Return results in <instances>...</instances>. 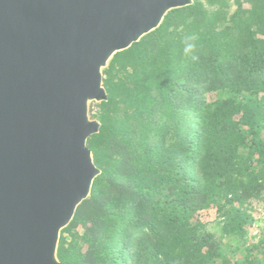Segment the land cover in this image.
Masks as SVG:
<instances>
[{"label":"trees","instance_id":"trees-1","mask_svg":"<svg viewBox=\"0 0 264 264\" xmlns=\"http://www.w3.org/2000/svg\"><path fill=\"white\" fill-rule=\"evenodd\" d=\"M103 76L86 144L101 174L60 233L59 261L264 264L247 213L264 202V0H194Z\"/></svg>","mask_w":264,"mask_h":264},{"label":"water","instance_id":"water-1","mask_svg":"<svg viewBox=\"0 0 264 264\" xmlns=\"http://www.w3.org/2000/svg\"><path fill=\"white\" fill-rule=\"evenodd\" d=\"M194 0H0V264H63L60 233L101 174L91 107L118 53Z\"/></svg>","mask_w":264,"mask_h":264},{"label":"rangeland","instance_id":"rangeland-1","mask_svg":"<svg viewBox=\"0 0 264 264\" xmlns=\"http://www.w3.org/2000/svg\"><path fill=\"white\" fill-rule=\"evenodd\" d=\"M202 2L203 0H197ZM92 110L95 111L94 106L92 107ZM248 214L253 219L252 225L248 228V238L250 241H253L254 243L261 239V237L264 235V202L261 203H254L248 208ZM215 211L213 209H207L204 211H201L199 215V219L206 223L208 229L211 231H214L216 229L214 225L215 220ZM214 228V229H213ZM264 260V259H263Z\"/></svg>","mask_w":264,"mask_h":264},{"label":"clouds","instance_id":"clouds-1","mask_svg":"<svg viewBox=\"0 0 264 264\" xmlns=\"http://www.w3.org/2000/svg\"><path fill=\"white\" fill-rule=\"evenodd\" d=\"M192 47H193V45L189 44V45L184 49L185 53L187 54L188 52H190L191 49H192Z\"/></svg>","mask_w":264,"mask_h":264}]
</instances>
